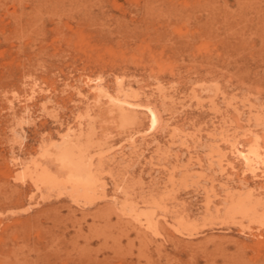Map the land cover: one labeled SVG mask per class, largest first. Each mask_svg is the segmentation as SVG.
<instances>
[{"label":"rangeland","instance_id":"1","mask_svg":"<svg viewBox=\"0 0 264 264\" xmlns=\"http://www.w3.org/2000/svg\"><path fill=\"white\" fill-rule=\"evenodd\" d=\"M0 264H264V0H0Z\"/></svg>","mask_w":264,"mask_h":264},{"label":"bare ground","instance_id":"2","mask_svg":"<svg viewBox=\"0 0 264 264\" xmlns=\"http://www.w3.org/2000/svg\"><path fill=\"white\" fill-rule=\"evenodd\" d=\"M43 171V170H42ZM20 174V173H19ZM26 174V173H25ZM38 175V174H37ZM20 176V175H19ZM42 176V175H41ZM51 176V175H50ZM38 177V176H37ZM43 177V176H42ZM46 178V177H45ZM49 178V177H48ZM48 178H46V179H48ZM76 179V182L77 181H80V182H84V184H85V182H86V178H84V177H78V178H75ZM53 182V181H52ZM69 182V181H68ZM88 182V181H87ZM80 184V183H79ZM90 187V186H89Z\"/></svg>","mask_w":264,"mask_h":264}]
</instances>
